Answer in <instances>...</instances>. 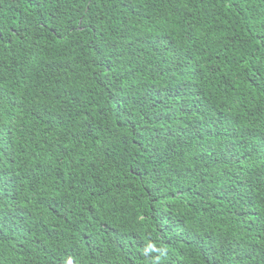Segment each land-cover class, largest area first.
<instances>
[{
  "label": "trees",
  "instance_id": "16d2710c",
  "mask_svg": "<svg viewBox=\"0 0 264 264\" xmlns=\"http://www.w3.org/2000/svg\"><path fill=\"white\" fill-rule=\"evenodd\" d=\"M0 264H264V0H0Z\"/></svg>",
  "mask_w": 264,
  "mask_h": 264
}]
</instances>
